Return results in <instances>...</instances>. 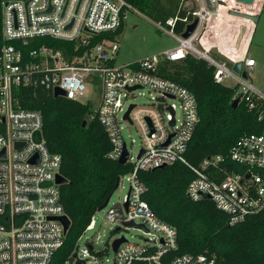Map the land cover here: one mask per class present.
<instances>
[{
	"label": "built area",
	"instance_id": "obj_1",
	"mask_svg": "<svg viewBox=\"0 0 264 264\" xmlns=\"http://www.w3.org/2000/svg\"><path fill=\"white\" fill-rule=\"evenodd\" d=\"M210 1L212 8L208 9L204 0H182L184 8L194 7L190 22L175 17L156 23L157 30L178 43L176 48L123 65L114 64L110 53H116L118 46L105 34L119 30L126 13L134 11L131 0H13L2 4L6 44L0 49V123L4 126L0 133V264H51L67 233L57 220L67 217L61 204V185L56 183L57 176H62V159L40 138L42 115L20 106L22 90L39 88L53 95L58 88L66 93L65 99L85 104L91 103L83 100L88 88H99L94 114L111 144L108 158L118 161L125 150L126 163L133 169L119 179L118 188L123 187L122 179L128 181V196L122 203H108L105 220L120 229H126L125 223L141 225L147 230L144 234L151 236L141 244L126 240L116 251L110 245L111 261L105 248L96 251L89 242L83 247L76 245V258L74 249L64 264H214L206 255L171 256L177 245L176 229L161 221L145 202L147 188L137 177L139 171L186 166L193 174L186 187L187 198L198 202L209 196L227 215L229 226L264 211V131L244 134L226 154L209 155L197 166L190 165L185 155L198 124L197 101L187 88L161 74L166 63L187 56L203 59L215 69V84L223 85L225 79L236 81L241 88L234 100L244 102L249 110H259L257 120L264 122V96L241 76V72L252 70L254 61L244 51L240 54V48H225L234 60L218 49L232 66L242 63L238 74L209 56L214 46L211 35L221 33L215 32V20L226 3ZM196 19L195 30L184 39L186 27ZM178 21L185 23L180 34L174 31ZM98 36L100 40L93 43ZM42 38L74 43V47L71 52L46 45L22 50ZM12 42H19L21 48ZM196 42L201 50L195 47ZM144 94L149 95L147 104L126 105L129 99L146 97ZM130 126L140 134L134 159L121 134ZM93 226L92 218L85 231Z\"/></svg>",
	"mask_w": 264,
	"mask_h": 264
},
{
	"label": "trees",
	"instance_id": "obj_2",
	"mask_svg": "<svg viewBox=\"0 0 264 264\" xmlns=\"http://www.w3.org/2000/svg\"><path fill=\"white\" fill-rule=\"evenodd\" d=\"M8 1L13 0H0V49L6 44L2 37V4ZM131 4L155 22L165 23L175 17L187 22L193 19L194 7L184 8L182 0H131ZM184 26V22L178 21L174 31L180 34ZM122 28L123 25L105 36L113 39ZM99 40V36L95 37L93 43ZM12 44L21 48L19 42ZM40 45L68 52L74 47V43L42 38L22 50ZM214 73V67L205 60L191 56L181 62L166 63L161 70L166 79L187 88L197 101L198 124L185 155L192 166L209 155L226 154L244 134L264 131V122L257 120L259 110H249L244 102L232 108L237 86L215 84ZM20 94L18 101L22 108L42 115L40 138L50 152L62 159L60 173L67 182L60 186L61 204L70 227L51 264H64L93 216L116 191L117 181L133 169L128 163L120 164L108 158L111 144L95 117L93 104L54 98L51 92L39 88L22 90ZM84 121L86 126L82 127ZM3 130L0 123V133ZM137 177L147 188L144 200L152 212L176 229L177 245L171 256L206 255L214 264H264V211L229 226L227 215L212 201L192 202L187 198L185 191L193 174L182 164L139 171Z\"/></svg>",
	"mask_w": 264,
	"mask_h": 264
},
{
	"label": "rangeland",
	"instance_id": "obj_3",
	"mask_svg": "<svg viewBox=\"0 0 264 264\" xmlns=\"http://www.w3.org/2000/svg\"><path fill=\"white\" fill-rule=\"evenodd\" d=\"M236 4L237 10L247 11V9L250 8V10H252V14L238 10L237 13L241 20L236 21L237 25H235L236 23L234 24L233 22L226 21L222 27H218L215 31L216 33L221 31V33L217 36L214 34L211 35L210 40L212 44L221 41V43L219 42V45L217 44V48L220 52L229 56L228 58L230 60H234L235 57L231 56L229 50L225 51V48L232 50L233 48H236V41L241 40L240 47L241 50L244 51L251 37L245 55L247 58H251L254 61L255 67L247 73L248 77L244 80L248 82L255 91L264 96V0H255L254 5L252 6L241 5L237 3V1ZM222 5L227 6L226 3H222ZM222 12L223 18H225L227 16L226 8L222 9ZM257 14H259L258 20L254 25L250 16ZM230 15L237 16L234 12H231ZM156 23L157 22L140 13L137 9H134V11H128L122 23V31L111 39V41L118 46V51L116 53H110V56L114 59V64H127L176 48L178 43L169 35L157 30ZM209 25H211V21ZM164 27L168 30L166 26ZM242 28L245 30L243 33L241 31ZM214 46L216 47V45ZM195 47L201 50L197 42L195 43ZM209 56L221 63H225L228 67V63L232 64V62L223 57L216 48L212 49ZM223 85L231 88L237 86V91L241 88L238 86L237 82L232 79H225ZM99 91L98 87L94 89L88 88L83 100L91 101L93 106L96 108L100 101ZM144 95L146 97L129 99L126 102V105L132 103L138 105L147 104L149 95ZM177 118H180L179 110H177ZM121 134L131 157L133 159L136 158L140 146V134L138 129L132 126L123 128ZM122 186V188H118L111 196L109 206L122 203L125 200L129 188V183L125 178L122 179ZM105 212L106 210L103 209L93 216V228L85 231L81 235V237L77 240V246L83 247L86 242H89L96 251H101L105 246H108V248H105L106 250L104 253L107 255L109 261H111L113 259V254L109 250V246L115 239L124 237L130 243L141 244L145 240L151 238V236L145 235L143 230L136 228H121L113 234V231L118 226L106 222Z\"/></svg>",
	"mask_w": 264,
	"mask_h": 264
},
{
	"label": "water",
	"instance_id": "obj_4",
	"mask_svg": "<svg viewBox=\"0 0 264 264\" xmlns=\"http://www.w3.org/2000/svg\"><path fill=\"white\" fill-rule=\"evenodd\" d=\"M191 1H194V0H191ZM204 1H205V3H206L207 8H208V9H211V8H212V3H211V1H210V0H204ZM254 2H255V0H237V3H239V4H243V5H248V6H252V5H254ZM236 15H237V14H236ZM258 16H259V14L254 15V16H250V19H251V21L254 23V25L256 24V22H257V20H258ZM197 22H198V21H197V19H196V20H194L191 24H189V25L186 27L185 32L182 34V37H183L184 39H187V38H189V37L191 36V34L193 33V31L195 30V28H196V26H197ZM241 31H242V33L245 32V30H244L243 28L241 29ZM104 56H106V54H104ZM180 62H181V61H180ZM241 67H242V63H241V62H238V63L233 64V66H232V70H233L235 73H238V74H239V73L241 72ZM241 76H242L243 79H246V74H245L244 71L241 72ZM53 97H54V98H65V97H66V93H65L64 91H62V90H60V89L57 88V89L54 90ZM238 104H239V100H238V99H235V100L233 101V103H232V108H236V107L238 106ZM126 116H127V115H126ZM172 125H173V122H172ZM85 126H86V122L84 121V122L82 123V127H85ZM167 144H168V142L165 144V146H166ZM141 153H142V152H141ZM4 155H5V151L2 152V155H1V156L4 157ZM127 159H128V155H127V152L124 150V153H123L122 157L118 160V163H120V164H125L126 161H127ZM152 171H153V170H152ZM247 178H248V177H247ZM66 182H67V181H66V179H65L63 176H57V178H56V183H57L58 185H64ZM118 185H119V180H118L117 183H116L115 190L118 188ZM127 196H128V194H127ZM110 198H111V196H109V197L107 198V200L105 201V203H104V204L98 209V212H99V211H102L103 209L106 208V206L108 205V203H109V201H110ZM204 199H205V200H209L210 197H209V196H205ZM127 207H128V202H125V204H124L125 211H127ZM57 220H59V221L62 223V225H63V227H64V231L67 232L68 229H69V227H70V220H69V218L66 217V216H63V217L58 218ZM124 227H125L126 229L136 228V229L143 230L144 232H147V230H146L143 226H141V225H135V224H133V223H125V224H124ZM116 229H117V231L120 230L119 227H117ZM125 242H126V239H125L124 237H120V238L115 239V240L111 243V248H112V250H113V251H116V250L118 249V247H119L122 243H125ZM77 248H78V247L76 246L75 251H74V253H73V258H76ZM76 264H83V262H81V261H77Z\"/></svg>",
	"mask_w": 264,
	"mask_h": 264
},
{
	"label": "crops",
	"instance_id": "obj_5",
	"mask_svg": "<svg viewBox=\"0 0 264 264\" xmlns=\"http://www.w3.org/2000/svg\"><path fill=\"white\" fill-rule=\"evenodd\" d=\"M225 1H228L231 5H232V7L234 8V11H238L237 9H236V6H237V4H236V0L234 1V0H225ZM239 11H242V12H246V13H248V14H252V10H250V8H248L247 9V11L246 10H239ZM232 19V17H233V19L231 20V22H233L234 24L236 23V21H240L241 19H240V17H239V15L237 14V16H226L225 18H223V20H224V23H226L225 22V19H226V21H228L227 19H230V18ZM235 25H237V23L235 24ZM241 32V31H240ZM239 35H240V33H239ZM239 35H238V37H239ZM251 36H252V34H251ZM250 40H251V37H250V39H249V41H248V43H247V46H246V49L244 50V52L246 53V50H247V47L249 46V42H250ZM219 42L221 43V41H218V42H216V43H214V45H216V47L215 46H213V47H211V51H212V49L213 48H216L217 49V51H218V46H217V44L219 45ZM240 42H241V40L239 41V40H237L236 41V43H235V46H236V50H239V48H240V50H239V53L241 54L242 52V50H241V47H240ZM211 44H212V42H210ZM237 52V51H236ZM255 67V66H254ZM253 67V68H254Z\"/></svg>",
	"mask_w": 264,
	"mask_h": 264
},
{
	"label": "bare ground",
	"instance_id": "obj_6",
	"mask_svg": "<svg viewBox=\"0 0 264 264\" xmlns=\"http://www.w3.org/2000/svg\"><path fill=\"white\" fill-rule=\"evenodd\" d=\"M225 2L227 4V6H228L227 15L230 16L229 12H233L234 8L232 7V5L228 1H225ZM222 9H224L223 6L220 7V9L218 11V17L215 20V24H216L217 27L222 26L224 24ZM227 20H228L227 22H231V18L230 19H227ZM225 22H226V19H225Z\"/></svg>",
	"mask_w": 264,
	"mask_h": 264
}]
</instances>
